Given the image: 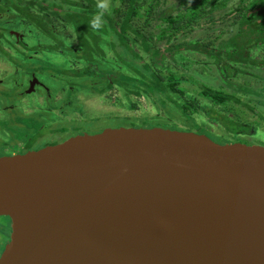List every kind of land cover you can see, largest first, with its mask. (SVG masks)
I'll return each instance as SVG.
<instances>
[{
	"label": "water",
	"instance_id": "obj_1",
	"mask_svg": "<svg viewBox=\"0 0 264 264\" xmlns=\"http://www.w3.org/2000/svg\"><path fill=\"white\" fill-rule=\"evenodd\" d=\"M0 264H264V146L115 126L0 158Z\"/></svg>",
	"mask_w": 264,
	"mask_h": 264
},
{
	"label": "flooded vegetation",
	"instance_id": "obj_2",
	"mask_svg": "<svg viewBox=\"0 0 264 264\" xmlns=\"http://www.w3.org/2000/svg\"><path fill=\"white\" fill-rule=\"evenodd\" d=\"M94 1L104 4V0ZM88 5L87 0H0V158L24 155L78 135L99 132L105 129L96 125L100 119L121 117L119 111H100L103 104H94V100L109 92H121V88L129 94L128 87L121 85V75L133 72L120 65L121 41L79 40L68 20L69 13L89 15ZM185 43L190 42L165 43L163 49L159 44L165 51L160 66L164 77L179 78V72L165 62L185 58L187 50L180 47ZM255 50L252 57L263 59L264 48ZM144 58L151 62L150 53H145ZM228 66L233 74L235 65ZM223 70L229 73L222 67L225 73ZM183 79L178 85L187 81ZM261 118L264 120L263 115ZM252 128L250 133L233 135L226 131L225 135L229 139L232 136L230 142H237L233 141L235 137L249 140ZM70 129L72 133L63 137Z\"/></svg>",
	"mask_w": 264,
	"mask_h": 264
},
{
	"label": "trees",
	"instance_id": "obj_3",
	"mask_svg": "<svg viewBox=\"0 0 264 264\" xmlns=\"http://www.w3.org/2000/svg\"><path fill=\"white\" fill-rule=\"evenodd\" d=\"M87 1L89 11L86 12L89 15L72 11L68 20L82 42H88V39L94 42L104 41L107 30H109L107 36L111 35L113 41H121L120 65L138 75L135 77L121 75V85L125 87L131 85L128 86L129 94H137L142 87L145 88L146 93L150 87H153L154 92L158 94L169 92L174 108L183 116L181 117L183 125L196 128L197 131L204 132L205 129L195 122L194 113L203 112L229 134L250 133L252 126L243 122L229 109L233 103L240 102L234 94L201 86L202 96L215 106L214 108L205 106L201 110L195 98L180 89L178 81L182 80V77L177 78L175 75L164 77L160 66L165 51L156 41L172 43L178 40L179 35L191 34L198 28L228 24L237 30L223 46L217 45L214 48L210 40L206 43L198 40L179 46L187 51L207 54L216 64L229 71L228 73L223 70L226 75H231L233 71L229 64L235 65L236 71L239 67L264 68V57L263 59L252 57V52L256 51V48H264V0H237L235 6L226 14H222L221 10L231 0H179L170 8L164 7V0H109L108 4L104 3L103 9L99 7L100 3L94 0ZM72 3L76 2L72 1ZM81 5L83 6L82 2H79V6ZM100 13H103L101 25L99 28H94L92 21ZM159 21L164 22L166 26L159 27L161 30L156 37L153 30ZM135 49H140L146 54L150 53L151 62H147L142 55L135 52ZM137 82H142L139 89ZM221 138L227 142L231 141L226 135Z\"/></svg>",
	"mask_w": 264,
	"mask_h": 264
},
{
	"label": "rangeland",
	"instance_id": "obj_4",
	"mask_svg": "<svg viewBox=\"0 0 264 264\" xmlns=\"http://www.w3.org/2000/svg\"><path fill=\"white\" fill-rule=\"evenodd\" d=\"M176 2L178 3L179 0H164V7L170 8L176 5ZM236 2L237 0H231L226 4L224 9L221 10L222 14H226L230 8L235 6ZM104 3L108 4L109 0H104ZM155 26L156 28L153 30V33L157 37L161 30H159V27L163 28L166 24L159 21ZM236 30L235 27L228 24H214L210 27L198 28L191 34L179 35L178 40H174L173 42H194L201 40L206 43L210 40V42H213V45L223 46L225 41L228 40ZM108 32L109 30L105 32L103 40L113 41L111 35L107 36ZM156 42L160 44L162 49L165 48L166 41H161L160 43L158 41ZM116 46L119 47L117 44ZM137 51L141 53L143 57L145 56L144 51L140 49ZM106 52L108 53L109 51L107 50ZM184 54L185 58H178V60L173 59L171 63L168 60L167 64L165 62V65H171L175 71L179 72V78L182 77L187 80L185 83L179 85L180 88L189 96L195 98L201 110H203L205 106L209 108L215 107L202 96L200 90L201 86H211V88L234 94L239 98L240 102L236 104L233 103L232 107L231 105L229 106V109L239 116L241 120L253 126V134H250L249 137L252 138L249 140L244 137H235L233 141L264 146V120L261 118V115L264 116V68L239 67L237 72L235 71L231 75H226L222 72V66L216 64L207 54L193 51H186ZM120 71H122V69H120ZM167 74L168 73L165 72V75ZM132 76L135 77L138 75L133 73ZM137 83L139 89L142 82ZM128 86L130 87L131 85ZM153 92V87H150L146 94L145 88L142 87L137 95L134 94L129 96L122 88L121 92L115 91L109 92L108 94L106 93L102 99L94 100V104H103V108H99V110L105 113L110 110L119 111L121 117L114 118L110 117L112 115H109L104 117V119H100L96 125L99 126L100 129L122 126L130 128L187 130L200 134L203 133L217 143H228L227 140L221 138V136H225L227 133L226 130L222 127L219 128L216 125L218 124L217 122L210 121L203 112L194 113V117L198 124L200 123L206 126L204 132L197 131L196 128H192L191 126L183 125V120L181 119L183 116L181 112L178 113L174 108L169 92H164L163 94ZM81 125L84 126V123L82 122ZM88 125H92V123L89 122ZM85 130L90 129L86 127ZM71 133L72 131L70 129L67 133L63 134V137ZM229 137L231 140L232 136L229 135ZM8 221L7 218L0 217V256L6 246L5 244H7L8 238L11 236V229L9 228Z\"/></svg>",
	"mask_w": 264,
	"mask_h": 264
},
{
	"label": "clouds",
	"instance_id": "obj_5",
	"mask_svg": "<svg viewBox=\"0 0 264 264\" xmlns=\"http://www.w3.org/2000/svg\"><path fill=\"white\" fill-rule=\"evenodd\" d=\"M100 8H105L104 4H100L99 5ZM103 15V13H100L99 15L96 16V18L92 21V26L94 28H99L101 25V16Z\"/></svg>",
	"mask_w": 264,
	"mask_h": 264
}]
</instances>
